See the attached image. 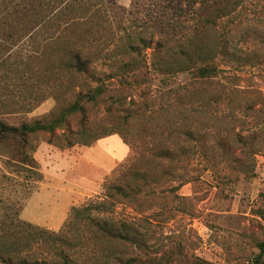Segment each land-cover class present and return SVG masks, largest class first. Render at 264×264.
<instances>
[{"label": "rangeland", "instance_id": "rangeland-1", "mask_svg": "<svg viewBox=\"0 0 264 264\" xmlns=\"http://www.w3.org/2000/svg\"><path fill=\"white\" fill-rule=\"evenodd\" d=\"M212 1L115 0L111 39L139 34L149 38L154 32L155 44L167 30L186 38L197 19L207 15ZM98 70L108 73L102 62ZM47 81L53 84L55 77L48 75ZM83 81L90 82L84 76L76 83ZM105 87L99 101L87 105L88 121L96 131H116L128 147L127 156L98 188L76 185L72 191L67 185L73 176L58 165L73 148L93 150L98 143L60 149L47 142L48 135L39 134L35 157L43 179L22 218L59 231L73 207L103 199L106 181L123 184L137 171L162 172L153 190L142 189L133 202L111 205L105 214L118 223L130 222L145 234L147 250L121 247L124 256L136 257V264H255L257 259L264 264L260 248L264 246V64L223 66L217 77L201 79L187 72L165 77L143 60L138 69L105 79ZM45 94L26 119L41 118L71 101L69 96L58 101L48 90ZM78 122L74 119L71 125ZM182 145L193 151L189 165L153 156L156 149L179 151ZM252 152L256 155L246 159L248 167L225 159L231 155L246 161L244 155ZM65 191L80 200L62 224L59 220L60 227L49 228L46 225L56 222L52 204Z\"/></svg>", "mask_w": 264, "mask_h": 264}, {"label": "trees", "instance_id": "trees-1", "mask_svg": "<svg viewBox=\"0 0 264 264\" xmlns=\"http://www.w3.org/2000/svg\"><path fill=\"white\" fill-rule=\"evenodd\" d=\"M115 3L0 0V264H136V257H126L119 249L147 250L143 232L105 214L111 205L133 202L142 189L153 190L162 172L137 171L123 184L106 181L103 199L73 207L59 231L22 218L43 179L35 157L39 134L48 135L47 142L60 149H70L91 146L116 133L96 131L87 117V105L97 103L107 91L105 79L124 76L141 67L143 60L165 77L187 72L201 79L217 77L223 66L264 64V0H213L186 38L167 30L155 44L154 32L149 38L139 34L111 39ZM100 62L108 73L98 70ZM48 75L55 77L53 84ZM84 76L90 82L76 83ZM47 90L58 101L66 96L71 101L41 118L26 119L46 99ZM74 119H79L75 127ZM192 153L182 145L179 151L156 149L153 156L189 165ZM234 158L225 157L248 167L247 160ZM260 248L264 255V246ZM260 263L257 259L255 264Z\"/></svg>", "mask_w": 264, "mask_h": 264}, {"label": "crops", "instance_id": "crops-1", "mask_svg": "<svg viewBox=\"0 0 264 264\" xmlns=\"http://www.w3.org/2000/svg\"><path fill=\"white\" fill-rule=\"evenodd\" d=\"M96 149H78L73 148L69 151L68 158L60 163L58 167L61 170H68L73 177L72 183L67 187L75 191V186L83 188L88 185H95L97 188L104 180L105 176L116 168L118 163L122 162L128 154V147L118 135H110L97 141ZM67 177V176H65ZM74 178H77L74 180ZM72 191H65L58 201L53 203L51 212L54 213L52 218L56 219L55 225H46L49 228L57 229L66 219L68 212L80 198L73 195ZM78 192L83 193L79 189ZM60 220L61 224H58ZM58 224V225H57Z\"/></svg>", "mask_w": 264, "mask_h": 264}]
</instances>
